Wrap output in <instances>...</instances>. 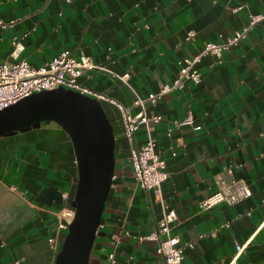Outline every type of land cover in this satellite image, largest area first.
<instances>
[{
	"label": "crops",
	"instance_id": "1",
	"mask_svg": "<svg viewBox=\"0 0 264 264\" xmlns=\"http://www.w3.org/2000/svg\"><path fill=\"white\" fill-rule=\"evenodd\" d=\"M250 14H264V0H0V19H17L0 29V63L14 61L13 38L23 44L18 58L36 67L65 49L83 52L98 68L79 81L136 113L137 98L170 84L184 58L240 30ZM190 30L195 36L188 40ZM196 67L199 83L144 104L147 114L163 116L151 129L168 172L158 189L136 182L120 112L101 101L115 132V170L99 227L105 236L96 239L101 248L88 264H164L157 241L139 236L166 206L176 212L171 233L183 247L182 264H264V18L237 45L203 55ZM188 114L199 129L175 125ZM146 137L141 127L136 145ZM219 174L244 180L250 195L201 210ZM77 176L72 143L57 124L0 138V264H53L48 239L57 248L63 240L61 208L35 197L55 186L68 206ZM236 245H243L238 253Z\"/></svg>",
	"mask_w": 264,
	"mask_h": 264
},
{
	"label": "built area",
	"instance_id": "2",
	"mask_svg": "<svg viewBox=\"0 0 264 264\" xmlns=\"http://www.w3.org/2000/svg\"><path fill=\"white\" fill-rule=\"evenodd\" d=\"M263 18L264 14H250L248 22L240 30L226 36L220 43L206 42L200 53L184 58L170 84L163 85L158 92L150 93L147 98H137L133 102L134 105L141 107L136 113H131L129 108L79 81V78L86 71L98 68L90 55L80 52L78 55L73 56L70 50L65 49L44 65L36 67L25 59L18 58L19 52L23 49V44L20 39L13 38V48L10 55L14 61L5 60L0 63V109L34 92L50 90L60 86L91 96L99 101L110 102L120 112L123 135L129 144V163L136 182L145 190L158 189L168 177V172L165 161L160 158L155 150L156 140L151 135V129L163 120V116L155 113L147 114L144 109L145 102L149 101L155 104L162 94L174 88L180 89L186 82L199 83L201 74L196 64L200 58L206 54L219 56L223 50L237 45L240 40L246 37L253 26ZM16 22L17 19L8 21L0 19V29L13 26ZM194 36L195 32L190 30L187 32L186 39L191 40ZM174 123L177 127L193 126L194 129L200 128V126L194 125L191 114ZM141 127L147 132V137L142 144L136 145L135 134ZM169 132L170 129L168 135ZM173 155L175 154L173 153ZM249 195L250 190L244 180L219 174L216 178V189L200 201L199 208L207 210L221 202L228 205L237 204ZM66 198V194H63V199ZM60 215L58 228L66 230L67 225L74 216V209L62 205ZM176 218L174 208L166 206L162 216L156 220L153 229L148 234L139 236V239L146 238L157 241L156 252L164 264H182L184 258L183 247L179 244L178 237L171 233V227ZM113 237L116 239V236ZM48 241L51 249L57 252L55 238H49ZM188 246L192 247V243H189ZM242 248L243 245H236L237 253ZM108 257L113 260L114 253H110Z\"/></svg>",
	"mask_w": 264,
	"mask_h": 264
},
{
	"label": "water",
	"instance_id": "3",
	"mask_svg": "<svg viewBox=\"0 0 264 264\" xmlns=\"http://www.w3.org/2000/svg\"><path fill=\"white\" fill-rule=\"evenodd\" d=\"M54 122L69 136L78 176L69 206L74 216L55 254L53 264H88L97 237L115 170V134L102 102L63 86L34 92L0 109V138ZM35 200L51 206L63 204L55 186L43 187Z\"/></svg>",
	"mask_w": 264,
	"mask_h": 264
},
{
	"label": "trees",
	"instance_id": "4",
	"mask_svg": "<svg viewBox=\"0 0 264 264\" xmlns=\"http://www.w3.org/2000/svg\"><path fill=\"white\" fill-rule=\"evenodd\" d=\"M104 107V106H103ZM104 110H105V112H106V114H107V116H108V118H109V120H110V122H111V124H113L112 123V119H111V116H110V113L107 111V109L104 107ZM113 126V125H112ZM114 129V128H113ZM114 134H115V132H114ZM69 206V205H68ZM60 208L62 207V205H60L59 206ZM70 207V206H69ZM66 231V230H65ZM64 236H65V232H64V234H63V236H62V239L64 238ZM98 238V237H97ZM96 238V239H97Z\"/></svg>",
	"mask_w": 264,
	"mask_h": 264
},
{
	"label": "rangeland",
	"instance_id": "5",
	"mask_svg": "<svg viewBox=\"0 0 264 264\" xmlns=\"http://www.w3.org/2000/svg\"><path fill=\"white\" fill-rule=\"evenodd\" d=\"M52 124H55V123H54V122H52ZM19 133H20V132H19ZM65 233H66V231H65ZM60 244H61V243H60ZM60 244H59V248H60ZM59 248H58V249H59Z\"/></svg>",
	"mask_w": 264,
	"mask_h": 264
}]
</instances>
